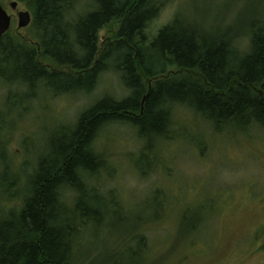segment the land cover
<instances>
[{
  "label": "trees",
  "instance_id": "16d2710c",
  "mask_svg": "<svg viewBox=\"0 0 264 264\" xmlns=\"http://www.w3.org/2000/svg\"><path fill=\"white\" fill-rule=\"evenodd\" d=\"M13 1L25 4L32 23L30 42L10 31L0 41V80L22 91L7 101L29 103L38 92L88 94L111 70L127 95H106L87 107L70 129L47 142L32 172L23 165L13 171L1 164L0 183L7 185L1 201L12 205L0 215V264H74L78 239L100 229L110 211V195L104 197L90 184L108 172L95 143L109 126L134 129L143 142V157L156 140L171 138V118L178 108L198 115L215 134L264 130L262 21L213 34L200 32L176 13L149 37L146 29L162 0ZM113 26L108 43L100 47L99 32ZM169 67L183 76L167 78ZM6 122L0 113V135ZM153 212L152 220L160 219ZM139 241L143 249L141 236Z\"/></svg>",
  "mask_w": 264,
  "mask_h": 264
},
{
  "label": "rangeland",
  "instance_id": "374dc122",
  "mask_svg": "<svg viewBox=\"0 0 264 264\" xmlns=\"http://www.w3.org/2000/svg\"><path fill=\"white\" fill-rule=\"evenodd\" d=\"M162 1L146 29L149 37L176 13H183L200 32L213 34L239 29L241 22L264 23V0ZM11 2L0 0L12 18L9 33L30 42V26L16 29L17 12L30 11L25 4L12 10ZM109 29L114 32L115 26L99 32L100 47L108 43ZM240 44L246 45L242 39ZM166 75L183 76L175 67L167 68ZM21 93L0 80V113L7 121L0 135V165L13 171L23 165L29 172L47 142L70 129L87 107L106 95H127L112 70L101 75L88 94L38 92L20 105L6 100ZM169 131L171 138L156 140L144 157L143 142L129 125L101 132L95 150L105 156L109 168L90 184L104 197L110 195V211L100 229L78 239L74 264H264V130L215 134L198 115L178 108ZM6 188L0 183V194ZM1 200L0 215L12 205ZM155 209L160 219L152 220Z\"/></svg>",
  "mask_w": 264,
  "mask_h": 264
},
{
  "label": "water",
  "instance_id": "95a60500",
  "mask_svg": "<svg viewBox=\"0 0 264 264\" xmlns=\"http://www.w3.org/2000/svg\"><path fill=\"white\" fill-rule=\"evenodd\" d=\"M9 7L12 10H16L18 8V2L13 1L9 4ZM17 16V30L25 29L29 27L32 23L31 14L28 11H19L16 14ZM12 18L7 14L3 6L0 4V41L6 35L11 28Z\"/></svg>",
  "mask_w": 264,
  "mask_h": 264
}]
</instances>
